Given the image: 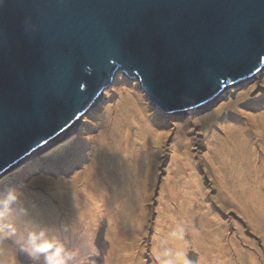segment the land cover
Listing matches in <instances>:
<instances>
[{
	"label": "rangeland",
	"instance_id": "rangeland-1",
	"mask_svg": "<svg viewBox=\"0 0 264 264\" xmlns=\"http://www.w3.org/2000/svg\"><path fill=\"white\" fill-rule=\"evenodd\" d=\"M139 130L155 132L149 144ZM250 139L254 161L245 149ZM137 148L146 158L130 163L141 158ZM130 168L142 183L137 195L111 194L114 214L99 208L100 187L123 183ZM185 185L193 189L194 210L179 252L181 220L162 217L181 211L172 192ZM9 188L23 193L29 215L11 218L15 236L0 235V264H43L22 248L26 231L40 229L76 253L71 264H264V84L181 119L154 108L136 80L116 83L95 118L5 173L0 193ZM87 234L93 251L80 250Z\"/></svg>",
	"mask_w": 264,
	"mask_h": 264
},
{
	"label": "water",
	"instance_id": "water-1",
	"mask_svg": "<svg viewBox=\"0 0 264 264\" xmlns=\"http://www.w3.org/2000/svg\"><path fill=\"white\" fill-rule=\"evenodd\" d=\"M130 79L181 119L264 84V0H0V178Z\"/></svg>",
	"mask_w": 264,
	"mask_h": 264
},
{
	"label": "bare ground",
	"instance_id": "bare-ground-1",
	"mask_svg": "<svg viewBox=\"0 0 264 264\" xmlns=\"http://www.w3.org/2000/svg\"><path fill=\"white\" fill-rule=\"evenodd\" d=\"M150 132L155 133L153 130H150V131H143V130L141 131V130H139V131H137L136 135H137V137L140 138L139 140H143V139L146 138L147 140L144 143L149 144L150 141L147 138V135L150 134ZM132 137H133L132 141L136 142L138 140V138H134V136H132ZM254 144H255V142L253 140L251 141V139H250V141L248 143L245 144V149H246V152L248 154V158H253V160H251V161H254V159L257 157V152H255L256 148H255ZM144 151L145 150H141V149L137 148V153H138V155L141 158H138L137 160L136 159L132 160V158L134 156H131V158H130L131 160H129L130 163L132 161L134 163L137 162V161L142 163V158H146L145 155H144ZM145 165H147L146 161H145ZM133 169L135 170L136 168L133 167ZM191 169L195 170V168H193L192 166H191ZM132 171L133 170L130 168V175H127L125 177V181H123V183L119 184L116 181H114L112 183H109L110 186L112 187V189L109 188L107 190V187H105V186L100 187L101 188V195H100L99 200H101L103 204L101 206H100V204H98L99 208H101L103 206L106 209L110 210L114 214V207H115L114 205H118V203L116 202L118 200L116 198L113 199L112 195L114 197L127 195V194L124 193V191L127 190V189L131 190L132 194H134L135 196L137 195L136 191L139 189V187L141 186L142 183H141V180L139 179V177L137 176V174L136 173H132ZM94 173H96L95 170H93V172H90V176L93 175L92 177L94 178L93 184H95L99 180V177L96 176ZM141 175L143 176V179H144V177H146V175L147 176L149 175V174H147L145 167H144V169L141 168ZM191 179L193 180V182H196L198 178L195 177L194 175H192ZM96 190H98V186H97ZM172 193H173L172 194L173 196L181 198V200L179 202L181 204V211L179 210L176 213L175 216L174 215H170V214H168L166 212L165 215L162 218H163V220H166L168 218H171L169 220H172L175 217L177 220H181V222L183 220V224H181L182 226L180 225L181 222H178L179 224H177V229L175 231L176 237L179 240V243L181 245L180 249H179V252H180L183 249L184 244H185V240H184L185 239V232H184L185 229L184 228L186 227V221L191 218L190 216H188V214L192 213L193 210H194L193 207H192V200H193V197H194V195H193L194 192H193L192 187L189 188V186L185 185V186L179 187L177 191L172 192ZM102 195H103V197H102ZM135 196H131V200L135 199L137 201V198ZM109 200H113V203H111V205H109ZM186 202H187V204H186V206H184V204ZM259 204H262V202L257 203L256 206L259 205ZM169 208H170V206H169ZM263 209H264V206H261L259 210L262 211ZM114 217H115V215H114ZM169 220H167V221H169ZM113 228H115V226ZM85 239H86V242L83 245L80 246L81 247L80 250H82V249L86 250V249H89V247H90V250L92 249V251H93L94 247L89 242V239H90L89 234L86 235ZM177 256H178V260L182 262L184 256L182 254L180 256L179 255H177ZM172 258H171V261H172Z\"/></svg>",
	"mask_w": 264,
	"mask_h": 264
},
{
	"label": "clouds",
	"instance_id": "clouds-1",
	"mask_svg": "<svg viewBox=\"0 0 264 264\" xmlns=\"http://www.w3.org/2000/svg\"><path fill=\"white\" fill-rule=\"evenodd\" d=\"M28 215L29 208L23 193L15 188L0 193V235L15 236L18 229L11 218ZM22 248L37 261L42 257L43 264H71L76 255L75 252L69 251L61 240L50 237L44 229L26 231Z\"/></svg>",
	"mask_w": 264,
	"mask_h": 264
},
{
	"label": "trees",
	"instance_id": "trees-1",
	"mask_svg": "<svg viewBox=\"0 0 264 264\" xmlns=\"http://www.w3.org/2000/svg\"><path fill=\"white\" fill-rule=\"evenodd\" d=\"M59 146H61V145H59ZM59 146H57V147H59ZM57 147H56V148H57ZM7 177H8V176H6V177H4V178H7Z\"/></svg>",
	"mask_w": 264,
	"mask_h": 264
}]
</instances>
